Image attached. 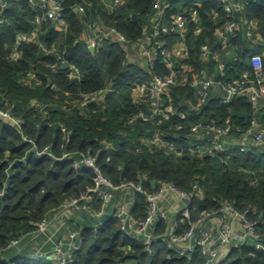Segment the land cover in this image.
I'll list each match as a JSON object with an SVG mask.
<instances>
[{
  "label": "trees",
  "instance_id": "16d2710c",
  "mask_svg": "<svg viewBox=\"0 0 264 264\" xmlns=\"http://www.w3.org/2000/svg\"><path fill=\"white\" fill-rule=\"evenodd\" d=\"M247 1L249 6L245 13L258 23L254 36L257 44L244 33L231 42L234 47L231 58L235 57L237 61L223 58L227 60L228 80L249 68L250 56L264 53V0ZM153 2L126 0L116 17L107 12L106 4L95 0H67L64 13L69 27L64 39L57 41L59 34L51 30L49 24L43 28L45 34L39 39L48 46L56 43L58 53L79 69L81 81L70 82L66 74H55L44 67L56 58L43 55L33 42L23 44L18 63L9 60L16 36L30 31L32 15L25 5L8 1L6 23L0 26V104L10 108L15 117L23 119L24 125L17 132L0 121V191L7 186L4 195L0 196V264H48L28 259L29 246L6 247L19 236H30L36 224L58 211L64 200L76 198L92 187L91 172L74 170L72 160L62 159L65 153L95 155L103 175L113 184L121 181L138 183L147 193H152L162 183H170L185 193L197 185L202 196L199 201L192 200L189 208L192 221L203 212H218L225 201L240 211L254 209L256 214L249 218L260 221L257 227L260 238L232 248L221 264H264V156L256 149L245 153L233 151L226 155L227 162L221 163L187 156L176 159L158 150L136 153V143L141 136L150 133L151 128L129 122L137 111L131 101V89L147 82L150 73L138 65L128 64L118 45H106L91 53L81 41L85 24L92 20L115 26L128 39L134 40L149 21ZM195 3L201 5L199 17L203 30L197 37L192 36L190 30L187 37L192 49L191 62L198 69L199 50L203 44L207 43L216 53L222 52L220 41L213 34L215 25L208 17L217 9L214 0H173V4L182 6ZM74 5L85 6L86 14L79 16L70 12ZM32 66L39 72L40 84L31 88L24 78ZM210 67L213 69L214 64ZM48 79L57 83V91L49 88ZM102 89H108V92L100 106L91 103L82 109L78 105L76 99L80 94ZM66 93L72 94L75 100H67ZM172 98L178 116L170 126L181 123L188 128L199 120L215 124L229 120L244 129L256 118L264 127V101H260L255 109L247 98L235 96L229 104L221 105L216 94L194 110L191 107L196 104L195 90L174 89ZM173 133L171 130L170 134ZM176 133L184 135L185 131ZM24 137L30 143L24 141ZM45 147L49 148L53 158L41 153ZM151 181H155L154 188ZM135 197L133 215L143 219L146 216L145 197L139 194ZM83 218L86 223L81 230L83 246L73 264H204L200 254L191 261L179 258L161 240H157L147 253L141 242L118 230L112 216L100 220H92L86 215ZM93 227L98 228L94 230ZM186 227L188 224L184 222L179 231ZM164 229L165 225H159L157 233H163Z\"/></svg>",
  "mask_w": 264,
  "mask_h": 264
},
{
  "label": "built area",
  "instance_id": "2783aa9c",
  "mask_svg": "<svg viewBox=\"0 0 264 264\" xmlns=\"http://www.w3.org/2000/svg\"><path fill=\"white\" fill-rule=\"evenodd\" d=\"M8 1L25 5L32 15L30 31L16 36L9 60L18 63L22 58L23 44L33 42L43 55H53L56 58L53 63H45V68L55 74H66L70 82H80L81 72L58 53L56 43L48 46L39 39L40 35L45 34L43 28L47 24L59 34L57 41L64 39L69 27L64 13V3L67 0H0V26L6 23ZM95 1L106 4L107 12L116 17L126 4V0ZM214 2L217 9L208 17L215 25L213 34L220 41L222 54L212 51L207 43L203 44L199 50L198 69L191 62L192 49L188 45L187 36L190 30L195 37L202 33L199 3L182 6L173 4V0H154L149 21L134 40L128 39L115 26L106 25L101 20L85 24L81 41L89 52L99 51L106 45H118L128 64L138 65L150 73L151 78L147 82L136 84L131 89V101L137 111L129 122L151 128L150 133L139 138L134 147L136 153L158 150L176 159L187 156L192 159L209 158L221 163H226V155L233 151L245 153L249 149H256L257 153L264 156V127L256 118L251 119L244 129L229 120L221 124L199 120L191 123L188 128L181 123L170 126L178 116L172 98L174 89L195 90L196 104L191 107L194 110H198L208 98L216 94L221 105L229 104L235 96L247 98L255 109L259 107L260 101H264V53L250 56L249 68L231 80L227 79V60L223 59L227 57L231 62L237 61V58H231L234 51L231 42L240 33L257 44L254 36L258 31V23L245 13L249 1ZM70 12L84 16L86 9L83 5H74ZM129 17L131 18V14ZM212 63L213 69L210 67ZM158 67H161V72ZM24 82L31 88L40 84L39 72L33 66ZM47 85L53 91L58 90L57 83L50 79ZM107 92L108 89H102L90 94H80L76 101L82 109L91 103L98 107ZM66 96L70 102L75 100L72 94L66 93ZM32 103L41 107L37 102ZM0 121L17 132L24 125L23 119L15 117L10 108H4L1 104ZM166 125L170 127L164 129ZM171 130L175 133L170 134ZM61 131L64 132V129ZM182 131H185L184 135L176 133ZM23 139L30 143L25 137ZM41 153L53 158L48 147L43 148ZM62 159L72 160L74 170H89L92 174V187L76 198L64 200L58 211L36 224L30 236H19L6 249H18L23 244L29 246L30 237L43 236V247L34 252L29 251L28 259L48 264H73L83 246V227L76 218L83 215L92 220L112 216L117 221L118 230L141 242L147 253H150L157 240H161L179 258L191 261L196 254H200L204 264H221L232 248L260 238L257 233L260 221L249 218L256 211L251 208L237 210L227 201L222 203L218 212H203L192 221L189 212L192 200L196 198L199 201L202 196V190L197 185L191 192L185 193L170 183H162L152 193H147L138 183L121 181L113 184L103 175L95 155L65 153ZM6 188L4 186L0 191V196L4 195ZM136 194L145 197L146 216L143 219H137L133 215ZM184 222L188 227L179 231ZM161 224L165 225V229L158 234L157 229ZM93 228L96 230L98 227ZM257 248L260 249L261 246L257 245Z\"/></svg>",
  "mask_w": 264,
  "mask_h": 264
},
{
  "label": "rangeland",
  "instance_id": "374dc122",
  "mask_svg": "<svg viewBox=\"0 0 264 264\" xmlns=\"http://www.w3.org/2000/svg\"><path fill=\"white\" fill-rule=\"evenodd\" d=\"M76 220H77V222L79 223L80 226L84 227L86 225L83 216H77ZM44 242H45V239H43V236H33V237H30V239H29V248H30V251L34 252L35 250L43 247V243ZM24 246L26 247L28 245L25 244Z\"/></svg>",
  "mask_w": 264,
  "mask_h": 264
},
{
  "label": "water",
  "instance_id": "95a60500",
  "mask_svg": "<svg viewBox=\"0 0 264 264\" xmlns=\"http://www.w3.org/2000/svg\"><path fill=\"white\" fill-rule=\"evenodd\" d=\"M92 52V50H90ZM151 185L154 188L155 187V181H151Z\"/></svg>",
  "mask_w": 264,
  "mask_h": 264
}]
</instances>
